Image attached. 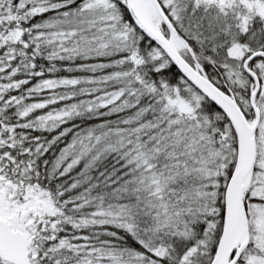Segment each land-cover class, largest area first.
Instances as JSON below:
<instances>
[{
	"label": "snow or ice",
	"instance_id": "6c2138e0",
	"mask_svg": "<svg viewBox=\"0 0 264 264\" xmlns=\"http://www.w3.org/2000/svg\"><path fill=\"white\" fill-rule=\"evenodd\" d=\"M0 264H264V0H0Z\"/></svg>",
	"mask_w": 264,
	"mask_h": 264
}]
</instances>
